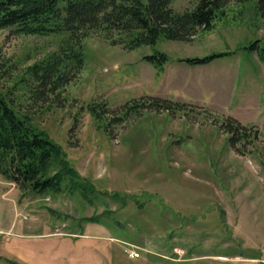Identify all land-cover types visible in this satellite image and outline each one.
I'll list each match as a JSON object with an SVG mask.
<instances>
[{"label": "rangeland", "instance_id": "obj_1", "mask_svg": "<svg viewBox=\"0 0 264 264\" xmlns=\"http://www.w3.org/2000/svg\"><path fill=\"white\" fill-rule=\"evenodd\" d=\"M199 1L174 0L172 7L191 10ZM245 15L188 41L161 38L132 50L93 33L84 40L83 69L55 94L38 93L30 67L58 51L68 33L0 29V92L96 187L90 200L71 189L36 193L0 174V264L22 248L6 235L10 227L107 233L120 239L115 252L145 256L115 264H264V61L244 48L255 40L264 47V20L253 24V12ZM154 50L170 56L163 71L144 58ZM219 52L233 53L206 64L181 60ZM145 95L186 108L122 114ZM91 102L108 104L107 120L92 115ZM229 116L260 134L233 146L220 128Z\"/></svg>", "mask_w": 264, "mask_h": 264}, {"label": "trees", "instance_id": "obj_2", "mask_svg": "<svg viewBox=\"0 0 264 264\" xmlns=\"http://www.w3.org/2000/svg\"><path fill=\"white\" fill-rule=\"evenodd\" d=\"M173 1L0 0V29L11 27L19 33L35 35L68 33L58 51L30 67L31 75L40 86L38 93L55 94L74 81L83 69L84 40L93 33H99L111 45L132 50L143 45L155 46L161 38L191 40L200 32L212 31L221 20L235 22L243 19L248 10L253 12L252 16H248L253 24L254 20H264V0H200L194 9L184 11H176L172 7ZM233 5L236 7L229 9ZM244 48L256 51L264 61V47L259 45V40ZM232 53L219 52L181 60L193 65L206 64ZM144 58L158 71H163L170 60V56L160 50H154ZM104 105L106 109L102 110ZM107 107L106 102L88 104V110L99 121L108 119ZM145 108L175 113L185 110L186 104L145 95L129 100L122 114L139 116ZM220 128L230 134L229 142L233 146L240 141L250 143L260 134L259 129L251 132L253 128L233 116L223 119ZM0 174L16 183L20 189L36 193L71 189L90 200L96 188L71 164L63 147L27 116L21 117L1 92ZM88 221L98 222L100 219L91 217ZM5 260L10 264H21L8 258Z\"/></svg>", "mask_w": 264, "mask_h": 264}, {"label": "crops", "instance_id": "obj_3", "mask_svg": "<svg viewBox=\"0 0 264 264\" xmlns=\"http://www.w3.org/2000/svg\"><path fill=\"white\" fill-rule=\"evenodd\" d=\"M6 235L22 248L5 258L21 264H115L116 259L119 263H135V259L145 257L141 254L140 258H131L129 250L127 255L115 252L112 244L120 239L107 233L16 232L10 227ZM34 239L36 243L26 244Z\"/></svg>", "mask_w": 264, "mask_h": 264}, {"label": "built area", "instance_id": "obj_4", "mask_svg": "<svg viewBox=\"0 0 264 264\" xmlns=\"http://www.w3.org/2000/svg\"><path fill=\"white\" fill-rule=\"evenodd\" d=\"M128 254L132 258L140 256V253L136 249H133V248L129 249Z\"/></svg>", "mask_w": 264, "mask_h": 264}, {"label": "water", "instance_id": "obj_5", "mask_svg": "<svg viewBox=\"0 0 264 264\" xmlns=\"http://www.w3.org/2000/svg\"><path fill=\"white\" fill-rule=\"evenodd\" d=\"M221 220H222L223 222L226 221V216H225V212H224V211L221 212Z\"/></svg>", "mask_w": 264, "mask_h": 264}]
</instances>
